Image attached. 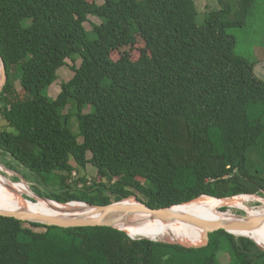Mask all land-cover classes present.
I'll list each match as a JSON object with an SVG mask.
<instances>
[{"label": "trees", "instance_id": "16d2710c", "mask_svg": "<svg viewBox=\"0 0 264 264\" xmlns=\"http://www.w3.org/2000/svg\"><path fill=\"white\" fill-rule=\"evenodd\" d=\"M256 1L219 0L199 24L195 0H0L9 77L0 154L40 177L58 174L59 192L47 198L61 204L137 197L161 209L264 197V80L229 34ZM90 17L100 24L88 30ZM68 61L75 75L51 98ZM89 164L90 184L80 176ZM222 254L264 264L252 239L224 230L196 249L0 216V264H222Z\"/></svg>", "mask_w": 264, "mask_h": 264}, {"label": "water", "instance_id": "95a60500", "mask_svg": "<svg viewBox=\"0 0 264 264\" xmlns=\"http://www.w3.org/2000/svg\"><path fill=\"white\" fill-rule=\"evenodd\" d=\"M8 80L9 77L7 67L3 57L0 54V105L2 101L1 93L4 87L7 85ZM37 197L42 199L40 196ZM204 197L208 198V196ZM48 200L53 201L50 199ZM74 202L83 204L86 208L66 216H51L39 212H33L28 209L16 211L0 210V216L14 218L27 223L41 224L47 227H110L126 232L132 239H150L152 241L164 243L166 242L152 238L141 236L133 237L125 229L143 228L147 224L155 221L162 223H172L179 221L201 229L203 232V243L197 246H185L177 242H171L169 244H179L187 248L196 249L207 247L210 243V235L224 230L237 237H246L252 239L262 250H264V248L251 236L252 234L264 228V212L246 211L245 214L239 216L231 214L232 216L222 217L215 220H205L186 213H179L174 210L175 208L184 206L188 203L170 208L152 209L143 200H140L137 197H131L129 199L117 201L109 205L100 206L91 205L80 201Z\"/></svg>", "mask_w": 264, "mask_h": 264}, {"label": "rangeland", "instance_id": "374dc122", "mask_svg": "<svg viewBox=\"0 0 264 264\" xmlns=\"http://www.w3.org/2000/svg\"><path fill=\"white\" fill-rule=\"evenodd\" d=\"M234 3V0H229ZM198 12H199V24H203L206 20V12L217 11L221 9L219 0H195ZM100 24V20L96 17H90V22L86 23L85 26L88 30L92 29V24ZM230 35H233L237 39V49L236 52L248 59L249 61L256 63V74L262 80H264V0H257L255 3V7L253 10L252 17L249 19L248 24L243 28H235L229 31ZM73 64L68 61V64L61 68L58 71V80L48 89L47 94L51 98H57L59 93L61 92V86L63 83L69 82L75 75V72L72 69ZM77 66H80V62H78ZM16 87L20 89V84L16 83ZM68 112V108L65 113ZM89 112L86 110L85 113ZM7 123L0 119V128H5ZM70 130L77 134L79 131V124L76 117L71 118L69 121ZM79 142H82V138L79 139ZM0 164L3 166V171H0V181L6 182L11 180L16 184H22L23 182L27 183L31 188L32 192L36 196L42 197V199L48 200L47 196L52 193L56 194L59 192V188L54 184L56 182V178L58 174H53L52 176H47L46 178L40 177L20 164H18L11 156H3L0 154ZM79 175V174H77ZM75 176V175H74ZM80 176H85L89 181V184L93 182L94 178L97 177V170L89 164L85 170L80 171ZM4 178V179H3ZM75 178V177H74ZM78 178V177H76ZM75 178V179H76ZM71 183V182H70ZM82 187V184H80ZM21 197L28 198L32 201H37V199L32 198L33 194L29 193L26 196H22L20 193H17ZM31 197H30V196ZM247 196H257L260 197L261 201H255L247 205V209H239V208H228L223 207L221 212L228 213L230 212L232 215L239 216L245 214L246 211H258L264 209V197L258 195H247ZM231 199V198H230ZM224 200V199H222ZM199 228L195 229H185L181 230V234L183 235H196L200 233ZM138 237V236H137ZM146 237V236H141ZM149 238V237H146ZM166 243H171L165 241ZM203 243V240H202ZM182 244V243H181ZM185 246H190L186 244H182ZM222 264H229L230 258L227 254H222L221 257Z\"/></svg>", "mask_w": 264, "mask_h": 264}, {"label": "bare ground", "instance_id": "6f19581e", "mask_svg": "<svg viewBox=\"0 0 264 264\" xmlns=\"http://www.w3.org/2000/svg\"><path fill=\"white\" fill-rule=\"evenodd\" d=\"M3 169V166L0 164V171H3ZM17 193H20L22 196L32 193V198L37 199V201L35 202L28 198L21 197L20 195H17ZM255 201H261L260 197L241 195L224 200L202 197L184 206L177 207L174 210L179 213H186L205 220H215L222 217L232 216L230 212H221L223 207H228L229 209H247V205ZM85 208L86 207L83 204H79L78 202L60 204L56 201L41 199L32 192L31 188L25 182L22 184H16L11 180L6 182L0 181V210L3 211L28 209L33 212H39L51 216H66ZM195 228L197 227L179 221L172 223L155 221L147 224L143 228H129L125 230L133 237L146 236L160 241L177 242L190 246H197L202 244L203 240V232L201 229L200 233L196 235L189 236L181 234L182 229L185 230ZM251 236L264 248V228Z\"/></svg>", "mask_w": 264, "mask_h": 264}, {"label": "built area", "instance_id": "2783aa9c", "mask_svg": "<svg viewBox=\"0 0 264 264\" xmlns=\"http://www.w3.org/2000/svg\"><path fill=\"white\" fill-rule=\"evenodd\" d=\"M75 175V174H74ZM258 211H260V212H264V209H262V210H258Z\"/></svg>", "mask_w": 264, "mask_h": 264}]
</instances>
